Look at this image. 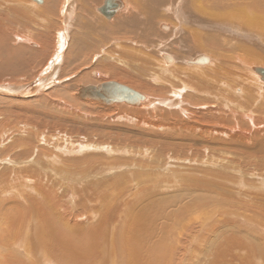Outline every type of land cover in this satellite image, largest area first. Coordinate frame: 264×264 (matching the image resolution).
Here are the masks:
<instances>
[{
    "label": "bare ground",
    "instance_id": "obj_1",
    "mask_svg": "<svg viewBox=\"0 0 264 264\" xmlns=\"http://www.w3.org/2000/svg\"><path fill=\"white\" fill-rule=\"evenodd\" d=\"M105 1L0 0L4 39L23 31L19 43L39 48L31 40H40L41 55H53L31 84L0 85V102L16 90L18 101L43 109L38 99L69 88L56 81L65 63L77 66L84 58L83 65L151 93L133 88L142 99L132 107L120 103L125 111L158 112L167 121L138 120L146 130L144 145L127 140V147L63 151L29 123V129L18 121L9 129L12 124L1 119L11 115L1 113L0 264H264V0H118L122 9L111 20L99 13ZM0 42L8 53L6 40ZM79 80L83 85L71 94L93 105L81 89L105 81ZM49 106L74 113L59 101ZM13 135L23 141L12 143ZM2 138H10V148ZM12 148L14 156L6 155ZM75 154L78 163L59 166L62 155ZM191 163L210 169H192ZM243 209L246 215L238 212ZM225 226L231 229L222 231Z\"/></svg>",
    "mask_w": 264,
    "mask_h": 264
},
{
    "label": "rangeland",
    "instance_id": "obj_2",
    "mask_svg": "<svg viewBox=\"0 0 264 264\" xmlns=\"http://www.w3.org/2000/svg\"><path fill=\"white\" fill-rule=\"evenodd\" d=\"M100 13V12H99ZM102 15V14H101ZM11 32H13V33H11ZM11 32H7V34H9V36L7 35H5V38L6 39H4V34H0V41H2V40H6V42H5V44H3L4 46H5V48L7 49V52L9 53V51L11 50V52L9 53L10 54V57L8 56L9 54L8 53H4V51H1L0 50V66H1V69H3L1 72L4 74V75H2V76H5L2 80L0 79V85H7V82H8V85L7 86H9V85H11V86H18V85H20V86H22V85H27V84H31L34 80H32V79H35L36 78V74H37V76L39 75V73H41L45 68H46V65L48 66V64H47V62H51L52 60H51V58H52V54L50 55V54H48V53H46V54H44V53H42L43 55H41V52L43 51V49H44V45H43V42L42 41H40V40H31L33 43H37V45H39L40 47L39 48H33V47H31L30 45H27V44H21V43H19L18 42V38L16 37L17 36V34H19V35H22L23 36V31H17V32H15V31H11ZM1 35H3V36H1ZM24 36H26V35H24ZM52 37H50L49 38V41L52 43H50V52H53V50H54V43H53V41L56 39V38H54V36L53 35H51ZM15 39L16 38V41L15 40H12V39ZM9 39V40H8ZM15 41V42H14ZM40 41V42H39ZM4 42V41H3ZM7 42H10V44L9 43H7ZM15 43L16 45V47L15 46H12L13 45V43ZM55 42V41H54ZM19 43V44H18ZM9 44V45H8ZM0 45H1V42H0ZM52 45V46H51ZM25 46V47H24ZM28 47V48H27ZM30 47V48H29ZM15 48H16V50H15ZM41 49V50H40ZM71 49V48H70ZM15 50V51H14ZM27 50H30V51H32V53L34 54L35 52H38L39 53V56H40V58H38L37 57V55L36 54H34V55H29V54H27L26 52H27ZM26 54H25V53ZM221 52H225V50L224 51H221ZM1 53H2V55H1ZM17 53H19V54H21V55H23L22 56V58H18V59H20V60H18V59H15L14 58V55L15 54H17ZM83 52H81L79 55H83L82 54ZM192 53V52H191ZM196 53H198V54H192L191 56H189L190 58L191 57H193V56H195V55H199L200 53H199V51L198 52H196ZM8 54V55H7ZM207 54H209V53H207ZM264 54V53H263ZM84 55H86V54H84ZM4 56V57H3ZM9 57V59L11 58V60H9L8 59V61H6L5 59H7L8 57ZM46 56V57H45ZM70 56H72V55H70ZM70 56H67L68 58H67V61L66 62H68V59L70 58ZM14 58V59H13ZM38 58V59H37ZM49 58V59H48ZM13 59V60H12ZM31 60V61H30ZM36 60V63L34 62ZM49 60H51V61H49ZM83 60H84V58H81L80 60H77L76 61V63H77V66H68L67 65V63H65V67H66V69L68 70H66L65 68H64V70H62L61 72H59V75H58V77H57V79H56V81H58V82H65L64 84V88H66V87H69V88H67V92H59L60 90H59V88H57V90H55V92H49L48 94H47V97L46 98H44L43 100H46V101H43V100H40L39 101V99H38V102L40 103L41 101H42V103H43V105H42V107H43V109L41 108V107H39V106H41V105H39V104H32V102L30 103V102H25V100H23L24 102H22V101H18V99H19V95H17V91L15 90V89H13V88H11V89H13V90H15V92H14V95L13 96H15L14 98H15V101L13 102V97L11 96V97H9V99H5V100H1V102H0V114L1 113H3L4 111H7L10 115H11V117L9 118V119H1L2 121H5V123L7 122V120H8V123H11L12 124V126L10 125V127H8L9 129L10 128H13V126H15L16 125V122L18 121V122H21L24 126H26L27 128H28V126L26 125V124H28L29 123V125L30 126H33L34 127V129L38 132V133H45V135H46V137H49L50 138V140L51 141H57V143H59V144H61L60 146H61V148H65L63 151H65L66 149H67V147L68 146H70V147H73V149L75 150L76 148H77V150L79 149V147H86V146H89V145H92L93 146V148H96V146H94L95 144H99L98 145V147H101V148H106L107 150L109 149V148H120L121 147V143L123 142L125 145H124V147H127V145H126V141L127 140H132L131 142H137V143H139L138 145H144V143L147 141L145 138H146V136H145V133H146V130L144 129V127H137L138 125H137V123H140V121H143V120H146V121H149V120H152V121H154V120H156V123L157 122H159V121H161L162 119H165L166 121H167V117L166 116H164L162 113H158V112H156V114H154V113H145V115L143 114L144 112L142 111V110H138V109H132V110H130V109H127L126 111H125V109L123 108V104H118V105H116V104H114V105H112L113 107H114V109H113V107H112V110H111V107H108V105H104V104H102V103H100V102H94V100H91L92 102H94V103H92L93 105H91V103H89L90 105L89 106H85V103L86 102H84L85 100H82V99H77V96L75 95V93H74V95L73 94H71V92L73 93L76 89H77V87H79L80 86V84L81 85H83V81H81V80H79V79H87V77H88V79L90 80L89 82H87V84H89V85H91V84H98L99 82L100 83H102L103 81H105V83L106 82H110V80H111V82H113L114 80L115 81H117V80H119L120 81V83H122L123 85H127V83H126V80H122V82H121V79H117V78H109L108 76H107V74H106V72L104 71H102L101 70V72H100V70H97L96 68H93L92 67V65L90 64V63H87V64H85L84 63V65H83ZM4 61H6V62H4ZM13 61V62H12ZM17 61V62H16ZM25 62V64H24V62ZM82 61V62H81ZM8 62V63H7ZM23 62V63H22ZM27 62V63H26ZM32 62V63H31ZM4 63V64H3ZM17 63V64H16ZM34 63V64H33ZM37 64V65H36ZM25 65V66H24ZM76 65V64H75ZM4 66V67H3ZM20 66V67H19ZM69 68H68V67ZM82 66V67H81ZM72 67V68H71ZM74 67V68H73ZM7 68L9 69V70H7ZM29 68V69H28ZM6 69V70H5ZM16 69H18V70H20V71H16ZM25 69H28V70H25ZM73 69H75L74 71L75 72H71V71H73ZM96 69V70H95ZM4 71V72H3ZM13 71V72H12ZM15 71V72H14ZM22 71V72H21ZM63 71H64V73H63ZM68 72V74H65L66 72ZM94 71H97V72H99V78H96L95 76H93L92 75V73L91 72H94ZM8 72H10V73H8ZM26 72V73H25ZM73 73L74 75H71V73ZM12 73H16V74H13L12 75ZM70 73V74H69ZM75 73H76V75H75ZM91 73V74H90ZM31 74V75H30ZM64 74V75H63ZM104 74H106V75H104ZM33 75V76H32ZM105 77H103V76ZM8 76V77H7ZM14 76V77H13ZM72 77V79H70V80H68V82H66V78L67 77ZM91 76V77H90ZM92 76H93V78H92ZM107 76V77H106ZM27 77V78H26ZM28 77H30V78H28ZM68 77V78H69ZM95 77V78H94ZM32 78V79H31ZM65 78V79H64ZM77 78V79H76ZM109 78V79H108ZM14 79V80H13ZM22 79H24L25 80V83H24V81H22ZM12 80V81H11ZM16 80V81H15ZM30 80V81H29ZM77 80V81H76ZM99 80V81H98ZM113 80V81H112ZM4 81V82H3ZM14 81V82H13ZM82 83H81V82ZM102 81V82H101ZM118 81V82H119ZM23 82V83H22ZM27 82V83H26ZM127 82H129L128 84H130V85H132V86H134V87H132V86H130V85H128L129 86V88H131V89H136V90H138V91H140V92H142V93H148V94H151V93H149V92H146V90H143V86H141V85H139L138 83H135V85L134 84H131L130 83V81H128L127 80ZM6 83V84H5ZM16 83H18L17 85H16ZM66 83L68 84V85H66ZM72 85H71V84ZM80 83V84H79ZM104 83V82H103ZM134 83V82H133ZM262 83H264V81H262ZM86 83H84V85H85ZM136 85H138V86H136ZM136 86V87H135ZM138 87H140V88H138ZM15 88H17V87H15ZM64 88H60L61 90H65ZM71 90H74V91H71ZM57 91V92H56ZM68 91H70L69 93L71 94H69L68 93ZM53 93V94H52ZM55 93V94H54ZM60 94V96L58 97V94ZM64 93V95L62 96L61 94H63ZM67 95V96H66ZM68 95H70V96H68ZM155 95V94H154ZM154 95H152V96H154ZM57 96V97H56ZM76 96V97H75ZM157 96V95H156ZM54 99H52V98ZM69 97V98H68ZM155 97V96H154ZM157 97H159L160 98V96H157ZM165 97H167V96H165ZM164 97V98H165ZM8 98V97H7ZM50 98V99H49ZM68 98V99H67ZM169 98V97H168ZM167 98V99H168ZM17 99V100H16ZM21 99V98H20ZM56 99H58V100H56ZM72 99V100H71ZM169 99H171V98H169ZM51 100H53V101H59V103H62V107L63 108H65V109H67V111H74V113L73 114H69V112L68 113H65L66 111L63 109V110H55V108H52L51 106H49V107H46L50 102H53V101H51ZM74 101H76V103L74 102ZM79 101L82 103H79ZM6 102V103H5ZM3 103H5V104H3ZM13 103V104H12ZM48 103V104H47ZM63 103H64V106H63ZM79 103V104H78ZM68 106H67V105ZM77 104V105H76ZM87 104V103H86ZM16 105V106H15ZM81 105V106H80ZM99 105V106H98ZM13 106V107H12ZM28 106V107H27ZM45 106V107H44ZM65 106H67V107H65ZM73 106V107H72ZM74 106H75V108H74ZM91 106H92V108H91ZM116 106V107H115ZM125 106H127V107H132V106H129V105H126L125 104ZM6 107V108H5ZM35 107V108H34ZM82 107H85V109H87V107H88V109H87V111H85V110H83L82 111ZM98 107H100V110L98 109ZM51 108V109H50ZM82 108V109H81ZM107 108V109H106ZM117 110H116V109ZM50 109V110H49ZM56 111V112H53L54 110ZM71 109V110H70ZM98 109V110H97ZM103 109V110H102ZM108 109H110V110H108ZM116 110V111H115ZM52 111V112H51ZM59 113H58V112ZM77 111V112H76ZM107 111V112H106ZM109 111V112H108ZM121 111V112H120ZM132 111H133V113H132ZM103 112H105V113H103ZM126 112V113H125ZM127 112H128V114H129V116H127L128 114H127ZM139 112V113H138ZM80 113H82L83 115H84V113L85 114H87V116L89 117L88 119L86 118L85 119V116L83 117V115L82 114H80ZM131 113V114H130ZM158 113V114H157ZM119 114V115H118ZM121 114H125V116H123V115H121ZM133 114H138V116L137 115H133ZM77 115V116H76ZM82 117H81V116ZM105 115V116H104ZM115 115H117V117H115ZM142 115V116H141ZM154 115V116H153ZM76 116V117H75ZM121 116H123L124 117V120L122 119L123 117H121ZM132 116V117H131ZM139 116H141V117H139ZM146 116H148V117H146ZM134 117V118H133ZM146 117V118H145ZM150 117H151V119H150ZM163 117V118H162ZM79 118V119H78ZM101 118V119H100ZM131 118V119H130ZM138 118V119H137ZM144 118V119H143ZM155 118V119H154ZM169 118L170 117H168V120H169ZM21 119V120H20ZM122 119V120H121ZM125 119H126V121H125ZM132 119H134L132 122H130L129 120H132ZM149 119V120H148ZM138 120H140V121H138ZM26 121V122H25ZM128 121V122H127ZM138 121V122H137ZM135 122V123H134ZM1 124H3V123H1ZM18 124V123H17ZM4 125V124H3ZM134 126V127H133ZM6 128V127H5ZM5 128H3L2 129V133L3 134H6V133H4L3 132V130L5 129ZM15 128V127H14ZM137 128L139 129V130H137ZM29 129V128H28ZM136 129V130H135ZM143 130L142 132L140 131V130ZM41 130V131H40ZM58 131V132H57ZM138 131H140V133H138ZM53 132V134H51ZM35 133V132H34ZM142 133V134H141ZM36 134V133H35ZM49 134V135H48ZM7 135V134H6ZM51 135H55V136H51ZM64 135V136H63ZM99 135H100V138L101 139H99ZM16 136V137H15ZM56 136H59V137H57L56 138ZM60 136H62V137H60ZM104 137V138H103ZM105 137H107V138H105ZM12 140H11V142L12 143H15L13 140H14V138L16 139V138H18V139H20V140H22L23 141V137H18L17 135H13L12 137H10ZM10 138H8V139H6V138H2V141H3V143L4 142H8L9 141V139ZM54 138H55V140H54ZM122 138V139H121ZM130 138V139H129ZM105 139V140H104ZM124 139V140H123ZM102 140V141H101ZM146 140V141H145ZM92 141V143H90ZM10 142V141H9ZM9 142L7 143V148H10V146H11V144H9ZM26 142H28L29 143V141L28 140H26ZM101 144H100V143ZM106 142H107V144H106ZM116 142V143H115ZM117 142H118V144H120V145H118L117 144ZM130 142V143H131ZM141 142V143H140ZM115 143V144H114ZM30 144H33V142H31ZM104 144L106 145V146H104ZM10 145V146H9ZM49 145H52V144H49ZM84 145V146H83ZM101 145V146H100ZM109 145V146H108ZM111 145V146H110ZM132 145V144H131ZM45 146H48V145H45ZM113 146V147H112ZM118 146V147H117ZM120 146V147H119ZM3 147H5V146H3ZM76 147V148H75ZM6 148V147H5ZM69 148V147H68ZM46 149V148H45ZM128 149H129V147H128ZM13 150V151H12ZM130 150V149H129ZM4 151V150H3ZM14 149L12 148L11 149V152L10 151H8V153H6V155L7 154H9V153H11V154H13V156H14ZM91 152H97V151H94V150H91V151H88L87 153H91ZM63 154L65 155V153L63 152ZM165 154V153H164ZM59 156H60V154H58ZM64 155H62L61 156V158H60V160L59 161H57L58 163H59V166H60V163H64L65 164V166L67 167V166H71V165H73L74 166V164H76V163H78L77 161H78V156H79V154L78 155H68V157H70V158H68L67 160H66V158H64L63 156ZM9 156V155H8ZM11 156V155H10ZM124 156V155H123ZM125 156L128 158H124V157H121V158H123L124 160H129L130 158V156L129 155H126L125 154ZM160 156H163V154L161 153L160 154ZM71 157H73V158H71ZM102 157H106V156H102ZM74 158H75V162H74ZM107 159H111V158H109V157H106ZM105 158V159H106ZM105 159H103V160H105ZM113 159V158H112ZM115 159V158H114ZM70 160H72L71 162H70ZM61 161V162H60ZM65 161H69V162H65ZM61 164V165H62ZM70 164V165H69ZM187 165H189V164H187ZM191 166H188V167H190V168H192V169H198V170H209L210 168L208 167H204L203 165H202V167H200V166H197V164L195 165V163H191L190 164ZM197 166V167H196ZM65 167V168H66ZM196 167V168H195ZM62 168H63V166H62ZM241 199H244V197L243 198H241ZM188 201V200H187ZM172 209V208H171ZM169 210V211H171V212H173L174 213V209H172V210ZM238 212H240V214H243V215H246L245 214V209H243V210H241V211H238ZM237 212V213H238ZM187 215H189L190 216V214H188V213H186ZM255 215V214H254ZM253 215V213L252 214H250V216H249V218H251V220L252 221H254L255 220V216ZM252 216V217H251ZM221 221V220H220ZM170 223H172V222H170ZM242 225L244 226V225H246V224H243L242 223ZM218 228L220 227V226H218V225H216ZM247 226V225H246ZM243 228H246V227H243ZM223 230L222 231H228V230H230L231 229V227H229V226H225V227H223L222 228ZM247 229H249V228H247ZM221 231V232H222ZM249 232H251L252 234H254V235H257V233L256 232H253V230H248ZM254 231H256V230H254ZM229 234H232V232H230ZM258 237V236H257ZM263 247H264V245H263ZM202 252V251H201ZM209 256V254H206L205 255V257H204V259H206L207 257ZM259 257V256H258ZM260 258H263L264 259V252H263V254L260 256ZM206 260H208V259H206ZM263 262H264V260H263ZM259 263H261L262 264V262H259ZM258 263V264H259Z\"/></svg>",
    "mask_w": 264,
    "mask_h": 264
},
{
    "label": "water",
    "instance_id": "obj_3",
    "mask_svg": "<svg viewBox=\"0 0 264 264\" xmlns=\"http://www.w3.org/2000/svg\"><path fill=\"white\" fill-rule=\"evenodd\" d=\"M121 1L118 0H106L105 8H100L99 12L104 15L107 19L111 20L115 13L122 9ZM200 59L197 58L194 61L197 63ZM205 63V62H203ZM264 71V69H263ZM89 93L90 96H87ZM81 95L83 99L91 97L93 100L99 101L106 105L125 103L128 105H137L135 100H141L142 97L137 94L136 91L129 88L128 86L118 84L115 82H106L98 85V87L82 88ZM80 96V94H79Z\"/></svg>",
    "mask_w": 264,
    "mask_h": 264
}]
</instances>
